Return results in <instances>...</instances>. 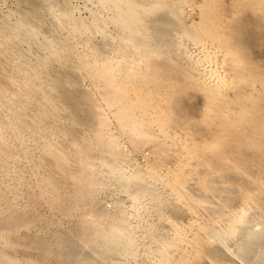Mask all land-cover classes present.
I'll use <instances>...</instances> for the list:
<instances>
[{"label":"bare ground","instance_id":"1","mask_svg":"<svg viewBox=\"0 0 264 264\" xmlns=\"http://www.w3.org/2000/svg\"><path fill=\"white\" fill-rule=\"evenodd\" d=\"M220 1L96 0L89 20L75 19L68 0L14 1L20 19H0V264H137L139 248L150 264H236L211 248L235 230L240 211L223 208L207 218L189 185L212 193V181L223 189L234 183L241 203L251 197L248 189L262 187L264 66L257 55L263 47L251 49L232 24L246 23V10L262 6L258 26L264 0H222L233 5L226 8L227 39L213 19ZM47 11L56 14L52 23ZM110 23L116 37L97 41ZM41 31L49 36L39 39ZM77 37L85 53L76 50ZM110 42L114 58L102 55ZM81 71L90 89L82 88ZM110 114L133 145L141 133L159 135L163 162L129 166L117 141L104 138ZM189 122L195 129L184 128ZM84 126L97 132L83 138ZM28 143L42 152L33 155V182L16 170ZM31 153L23 157L32 161ZM110 184L129 195L138 216L157 221L134 225L120 196L113 210L97 208L98 190ZM20 194L31 210L19 207ZM42 201L66 216L83 215L74 228L33 234L30 228L42 222L32 209ZM185 214L188 224L175 221ZM105 218L122 226L106 232Z\"/></svg>","mask_w":264,"mask_h":264},{"label":"rangeland","instance_id":"2","mask_svg":"<svg viewBox=\"0 0 264 264\" xmlns=\"http://www.w3.org/2000/svg\"><path fill=\"white\" fill-rule=\"evenodd\" d=\"M14 1H16V0H0V16L2 15V17H3V18L0 17V19H6V20H8L11 23L14 22V20L16 22L17 19H20L19 11L16 9V8H18L17 3L14 2ZM68 3L74 9L73 10V16L77 20H80V19H83V20H87L88 19L89 20L93 10L97 9L96 0H68ZM230 6H233L232 3L229 4V2H227V3L224 4L223 1L221 0L218 3V5L215 8V10L213 11V19H214V23H215V27H216V30L218 32V35L223 36V38H226V39L229 38V35L224 33V29L226 28V21H225L226 10H227L226 8H228ZM261 8H262V6H260V7L258 6V8L249 7V9L246 10V16H247L246 23H242L241 22V23L232 24L233 27H236V28L239 27L240 28L241 33L243 34V36L247 40L246 44L251 49H254V50H256V48H259V47H263L264 48V38H263L264 34H263V36H261V33L262 32L264 33V18L260 19V23H259L258 26L255 24V21L258 20L257 17H260ZM184 9H185L184 12H185V15H186L187 14L186 8H184ZM51 13H53V14H51ZM46 15H47L46 19L50 23H52L54 20H56V17H54L56 14H54V12L47 11ZM6 16H8V17H6ZM18 16H19V18H18ZM51 17H54V18H51ZM50 18H51V21H50ZM187 23H190V22L188 21ZM44 32L41 31V32L38 33L39 39H43V38L45 39V38H47L49 36L46 33L44 34ZM116 32H117V28L113 24L110 23V24L107 25L106 31L104 32V35H103V32L101 34L98 33L95 38L97 39V41H102L104 39V37L107 36V33H108L110 35L108 37L109 38L111 37V39H112L113 37H116V34H117ZM41 35H43V36H41ZM101 36H103V37H101ZM258 37H262V38H260V40H258L257 39ZM77 38H79V40ZM77 38L76 39L78 41L75 39V46L78 45L76 50L77 51L79 50L81 53H85L86 48H85L84 40H82L80 37H77ZM82 41H83V43L79 44ZM76 43H78V44H76ZM105 47H107V48L105 49ZM105 47H104V50L105 51L107 50V52H105L103 50L102 55L104 57H107V58H108V56L114 58L115 55H114V52H113L112 43L110 42ZM263 48L262 49H258L259 53H258L257 57L261 59V62L263 64V66H264V50H263ZM110 49H112V50H110ZM83 73L84 72L81 71L80 75L83 74ZM83 75H81L82 78L79 79L80 80V84H81L82 88L88 89L91 86V82L86 77V75L85 76H83ZM81 82H83V83H81ZM191 89H192V85H190L188 90H191ZM197 105H198V103H195V105H193L194 109L196 108ZM65 108H66V110H69V108L67 106ZM194 109L193 108L190 109V113L193 112ZM175 117H176V114H174V116H172L171 120H172L173 124L175 126H177L179 124V120L177 118H175ZM67 119L68 118H66L65 122L69 121ZM107 120H109L108 121V123H109L108 127L109 128L106 129L104 138H107V140H109V139L112 140L113 139L112 142L117 141L115 143L118 144L119 149L122 150L123 153L127 154L128 157L131 160H133V161L130 160V162H133V163H131V165H129V166H133V165L138 166L139 165L140 167H142L144 165L146 159H150V161L153 164H155V165H158L161 162H163L164 159H162V157L158 156L157 153H156L158 151L159 146L162 145V141H160L161 139H160L159 135H156L155 133H148V132L141 133L135 139V145H133L131 143L130 139L128 138V136L122 133V131L120 129V126H119V123H118L117 119L114 117V115L110 114L109 117H107ZM176 123H178V124H176ZM189 123L183 124L184 128L186 127L187 129L188 128H194L195 129L194 126H196V123H193V122H189ZM183 126H181V128ZM82 129L84 131H82ZM82 129H80V133H81L80 136L83 137V138H85L86 136H93L94 134H91V133L92 132L93 133L97 132L96 129L87 128L86 126H84ZM90 129H91V131H90ZM88 132L91 135H89ZM82 133L84 135L86 133V135L84 136ZM33 145L34 144L28 143V144L23 145V147L21 146L22 160L20 162H17L19 164H16V165H18V168L16 170L20 171L26 179H28L29 181H32V182L35 180V177H34L35 176L34 175L35 171L33 170L34 169V163H35L34 157L37 158L38 156L41 155L40 154L41 149L39 148V146H37V145L33 146ZM25 152H30V153L32 152L31 153V157H33V155H34V157L32 158L33 159L32 161L31 160L28 161V160H26L23 157ZM9 167H10L9 169L11 170V172L15 171V168H14L13 165H9ZM12 169H14V170H12ZM229 176L232 177V175H229ZM251 176L253 177V175H251ZM232 179H233V177H232ZM5 180H6V177H5ZM7 180H8V177H7ZM242 180L243 179H241L240 181H242ZM212 182H213L214 187H215V188H213L214 191L213 190L211 191L212 193H210V192L207 193L205 190L203 191L204 188L200 187V186H197L196 184L192 183V184L189 185V189H190L189 193H190L191 197L194 198V199H192L193 200V204L196 205L197 209L200 210L201 212H203V214L206 212L205 215L207 216V218H212V219H214L213 218V216H214L213 214L214 213L218 214V213H220V211L223 212V211H225L227 209L229 211L231 210L232 214H235V213L237 214L236 210H238V211H240L237 214V216L239 217L238 220L241 218L239 220L240 222L238 221V223L234 227L235 230H233L231 233L227 232V233L221 235L222 238H218L217 240H215L216 243L214 242V245L211 248L212 253H214L215 255L216 254H220V256H223V254H224V256L226 255V257L228 255V257H231V259L230 258L229 259L231 261H233L234 263L236 262V264L237 263L238 264H264V212H263L264 211V206H263L264 205V195H263V193L261 194L258 191V189H259L260 192H264V189L262 188V187H264V181H262V179H259V182L257 181V184L259 183L258 186H262V187L257 188L256 191H258V192L255 191L256 188L248 189L249 193L253 194V195L250 194V196L252 197V199H250L251 197L249 198L250 201L251 200H254V201L257 200L256 202L252 201L251 202L252 204L249 202V199L247 200L246 203L245 202L241 203L242 201H240V198H238V196H240V195H238V192L236 191L237 190L236 189V185L234 183H232V184L230 183V186L228 188L229 190H228V189H223L220 185L217 186V183L215 181H212ZM243 182L244 181H242L241 183L244 184ZM191 185H193V186L190 187ZM194 187L197 188V189H195V191L193 189ZM101 188L103 189V187H101ZM104 188H105V190L104 189L103 190L100 189L102 192L100 190H98V192H97L98 195H96L97 198H96V202H95L96 204L98 203L97 205L95 204L97 208L106 209V210H110V211L113 210L114 207H115L114 201L119 199V196H120L121 199L123 198V200L126 201L125 202L126 206L129 208V211L131 212V215L129 216V220L134 225L135 224L137 225L138 223H140L141 226H144L145 225L144 222L146 220L151 222V218L153 219L152 221H157L156 216H154V217L149 216L150 219L148 217L146 219L145 215H142L141 217L138 216L137 210L133 207L132 199L124 191L118 189L117 187H115L114 185H111V184L108 185L107 187H104ZM198 188H199L200 191L198 190ZM251 190L253 192H251ZM227 192L228 193L231 192V198H230L231 200L230 199L227 200V198H225V195L227 196V194H228ZM232 192L233 193L235 192L234 196H233ZM201 193H203L202 196H201ZM208 194H209V196L211 198L208 197ZM25 196H26L25 194H20L18 196L19 198H17V202L19 204V207L21 209H24V210H31L26 205L28 200H27V196L26 197ZM98 196H99V198H98ZM220 196H223L224 198H220ZM195 197H198V198H195ZM232 197H233V199H232ZM259 198L262 199V200H260ZM98 199H99V201H98ZM196 199H197V202L195 201ZM199 199H200V201H199ZM220 199H221V201H220ZM148 201H146V204L149 203ZM212 201H213V203H212ZM224 201L226 203L231 204V205L225 204ZM258 201H259V204H258ZM262 201H263V203H261ZM216 202H217V204L218 203L219 204L215 205ZM40 203L41 204H38L37 207L35 206L36 208L34 207L35 209L34 208L32 209L34 213H36L37 215L40 216L41 222H42L41 226H38L36 228L32 227V228H30L31 231L29 229V231L31 233H33V234H42V233L51 234L56 229H70V228H74V227L77 226L79 219L83 215L80 212H78V213L75 212L74 215H73V213L71 214L72 216L71 215L70 216H66V215L62 214V212L60 210L50 208L48 206V204L46 203V201H42ZM220 204H222V205H220ZM234 204L237 205V207ZM246 204H248V207H246L247 206ZM261 204H262L263 208L260 207ZM232 205H234V206L231 207ZM254 205H255V207H254ZM249 206H250V208H249ZM258 206H259V210H258ZM251 207H252V209H251ZM223 208H225V210ZM215 209H216V211H215ZM204 210H206V211L204 212ZM212 212H213V214H211ZM180 218L183 219V220H181ZM178 220H175V221L177 223H179V224H182V225H184L186 223L188 224V222H189V219H188L186 214H185V216H179ZM50 221H52L53 223L51 224ZM45 224H47V225H45ZM48 224H50L51 227ZM54 224H55V226H52ZM102 224H103V227L105 228L106 232H110V231L114 232V230L117 229V227L122 226V223L113 221V220H111L109 218L103 219L102 220ZM52 227H54L53 228L54 230L52 229ZM50 231H53V232H50ZM143 232H144V230L139 229L138 232H137V237L141 239ZM220 241H222V243ZM217 250L220 251L221 253L220 252L218 253ZM214 254L212 256H214ZM234 259H235V261H234ZM52 262H53V260H52ZM136 263L137 264H150V260L148 258L144 257L142 248L138 249V253H137V256H136ZM22 264H27V263L23 262ZM103 264H115V263H113L111 261H107V262H105ZM123 264H131V262L125 261ZM205 264H210V263L208 262V263H205Z\"/></svg>","mask_w":264,"mask_h":264}]
</instances>
